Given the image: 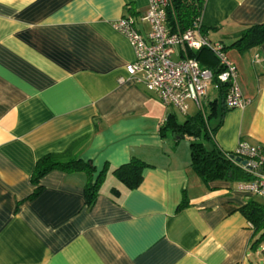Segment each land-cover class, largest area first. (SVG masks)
<instances>
[{
	"label": "crops",
	"instance_id": "obj_1",
	"mask_svg": "<svg viewBox=\"0 0 264 264\" xmlns=\"http://www.w3.org/2000/svg\"><path fill=\"white\" fill-rule=\"evenodd\" d=\"M149 1L0 0V264L261 263L240 208L264 199L236 182H204L190 166L189 138L160 135L177 111L127 73L134 52L114 23L133 15L147 32ZM261 23L264 0H205L198 35L228 44ZM224 53L246 103L224 112L212 140L227 153L240 141L264 146V43ZM80 139L92 178L105 169L90 206L84 171L31 181L39 158ZM132 157L147 166L127 189L112 170Z\"/></svg>",
	"mask_w": 264,
	"mask_h": 264
},
{
	"label": "trees",
	"instance_id": "obj_2",
	"mask_svg": "<svg viewBox=\"0 0 264 264\" xmlns=\"http://www.w3.org/2000/svg\"><path fill=\"white\" fill-rule=\"evenodd\" d=\"M204 3L205 0H170L166 8L165 22L168 31L174 33L194 28L202 32L203 28L199 21ZM261 43H264V23L246 26L233 41L228 44L220 43V45L223 52L229 48L244 52ZM187 56L197 60L201 66L211 69L214 77L223 69L215 54L208 47L201 46L195 51L188 50ZM225 89L226 83H221L216 90L215 98L208 100L207 103L206 97L203 99L207 111L199 109L193 114L182 115L181 119L175 112L170 111L159 126L161 136L171 134L176 139L189 138L190 166L204 182L223 180L234 183L249 179V174L231 159V153L222 151L212 140V135L221 125L222 116L228 109L224 104ZM82 140L71 143L61 153H48L39 158L35 162L31 181L37 184L40 177L54 169L67 172L84 171L88 176L84 186V199L85 203L90 206L98 195L99 186L105 176V169L99 170L92 178L95 168L91 162L83 161L77 156L78 145ZM145 166L147 164L144 161L132 157L126 163L114 168L112 174L127 189H133L139 185ZM38 189L37 186L33 193H36ZM240 211L253 229L255 236L253 245H255L264 239V203L253 198L248 200Z\"/></svg>",
	"mask_w": 264,
	"mask_h": 264
},
{
	"label": "built area",
	"instance_id": "obj_3",
	"mask_svg": "<svg viewBox=\"0 0 264 264\" xmlns=\"http://www.w3.org/2000/svg\"><path fill=\"white\" fill-rule=\"evenodd\" d=\"M169 4L170 0L149 1L140 17L149 27L147 32L136 27L133 15H123L115 21V29L128 39L134 52L133 61L126 66L129 76L142 82L161 103L173 107L180 115L188 113L189 102L201 109L208 88L216 91L221 83H226L225 107H243L246 100L237 83L236 67L227 59L220 43H211L206 36L198 35L199 30L194 28L170 33L165 24ZM175 46L181 49L178 59L171 57ZM201 46L210 48L223 67L215 77L211 69L187 56L188 50L194 51ZM236 158L245 163L237 162ZM231 159L249 174V179L236 182V189L264 199V146L240 141L231 153Z\"/></svg>",
	"mask_w": 264,
	"mask_h": 264
},
{
	"label": "rangeland",
	"instance_id": "obj_4",
	"mask_svg": "<svg viewBox=\"0 0 264 264\" xmlns=\"http://www.w3.org/2000/svg\"><path fill=\"white\" fill-rule=\"evenodd\" d=\"M215 91H213L211 88H209V91H208V97L211 98L213 96H215ZM202 103H203V107L201 109H204L205 111H207V107L205 106V100L202 99ZM200 109V110H201ZM199 109L194 107L193 104L190 105V108H189V111L188 113L189 114H192V113H195V111H198ZM179 119H181L183 116L182 115H178ZM186 139V138H185ZM186 141V140H185ZM188 144V142H186ZM260 199V198H259ZM259 232L257 233L256 236H258ZM257 249L256 251L258 252V254L260 255V262L259 264H264V239H262L261 241H259L257 244Z\"/></svg>",
	"mask_w": 264,
	"mask_h": 264
},
{
	"label": "water",
	"instance_id": "obj_5",
	"mask_svg": "<svg viewBox=\"0 0 264 264\" xmlns=\"http://www.w3.org/2000/svg\"><path fill=\"white\" fill-rule=\"evenodd\" d=\"M236 161H237V162H240L241 164H244V163H245V161L242 160V159H240V158H236Z\"/></svg>",
	"mask_w": 264,
	"mask_h": 264
}]
</instances>
